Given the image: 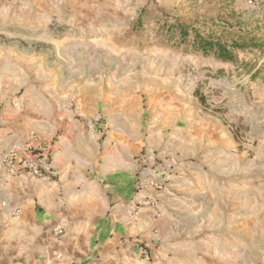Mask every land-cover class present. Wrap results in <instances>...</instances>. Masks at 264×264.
I'll use <instances>...</instances> for the list:
<instances>
[{
	"label": "rangeland",
	"instance_id": "1",
	"mask_svg": "<svg viewBox=\"0 0 264 264\" xmlns=\"http://www.w3.org/2000/svg\"><path fill=\"white\" fill-rule=\"evenodd\" d=\"M133 6L137 15L128 24V35L110 38L117 45L112 53L92 37H64L61 26L53 34L41 27H21L13 36L0 30V141L8 133H20L23 121L27 127L49 96L60 99L63 111L72 109L67 101L79 98L89 107L95 101V116L102 117L100 122H85L97 126L87 171L93 177L105 157L108 165L113 162L120 182L129 184L133 177L138 191L148 178L164 173L168 180L159 193L164 194L180 167L215 157L235 163L232 178L252 181L253 166L264 155V66L251 80L231 65L201 59L177 48L175 41L165 43L160 35L176 17L177 23L204 37H262L264 0H203L192 5L181 0L152 19L144 15L141 0H134ZM21 101L24 110L16 112ZM40 119L29 127H45ZM12 129L15 133H7ZM237 162L243 165L240 169ZM252 194L248 187L243 229L238 232L232 203L219 206L210 221L207 205L196 208L187 215L196 218L191 225L195 236L166 238L159 264H264V212L254 213ZM155 214L161 217V212ZM151 260L150 255L143 263Z\"/></svg>",
	"mask_w": 264,
	"mask_h": 264
},
{
	"label": "crops",
	"instance_id": "2",
	"mask_svg": "<svg viewBox=\"0 0 264 264\" xmlns=\"http://www.w3.org/2000/svg\"><path fill=\"white\" fill-rule=\"evenodd\" d=\"M202 1L189 0V4ZM141 3L146 6V18L152 19L168 13L181 0ZM133 5L134 0H0V30L13 36L11 32L21 27H41L53 34L61 26L64 37L89 36L112 53L117 45L110 38L128 35V24L137 15ZM193 13L199 15L196 7ZM176 21L175 17L172 24ZM160 37L163 40L166 35ZM48 98L49 103H40L37 117L29 119L27 127L23 121L20 133L8 136L15 129L7 130L0 141V264H159L166 238L195 236L191 225L196 218L187 215L195 213L196 208L207 205L210 221L219 206L232 203L238 213L239 232L245 227L249 187L253 189L254 213L264 212V155L254 164L253 180L249 182L231 177L235 163L212 157L198 166L189 162L176 170L164 194L144 187L138 191L133 177L129 184L120 182L116 167L113 169L112 161L108 165L105 157L99 163L97 177L87 172L97 145V126L88 127L85 122L97 116L96 102L93 107L82 103L77 110L63 111L60 99L54 95ZM21 110L23 101L15 111ZM37 118L46 126L30 128ZM46 140L53 141L50 162L54 177L38 178L29 172L17 177L6 174L7 153L17 150L21 155L27 145L33 147ZM236 166L240 169L243 165L237 162ZM136 205L142 213L140 218L130 214ZM11 210L19 213L10 215ZM56 226L63 227V235L52 233ZM141 251H147L152 260L143 263Z\"/></svg>",
	"mask_w": 264,
	"mask_h": 264
},
{
	"label": "trees",
	"instance_id": "3",
	"mask_svg": "<svg viewBox=\"0 0 264 264\" xmlns=\"http://www.w3.org/2000/svg\"><path fill=\"white\" fill-rule=\"evenodd\" d=\"M164 34L166 43L175 41L177 48L189 49L201 59L231 65L238 73L251 80L260 75L264 66V36L258 37L250 33L239 38L204 37L197 31L192 33L190 27L179 22L167 26Z\"/></svg>",
	"mask_w": 264,
	"mask_h": 264
},
{
	"label": "built area",
	"instance_id": "4",
	"mask_svg": "<svg viewBox=\"0 0 264 264\" xmlns=\"http://www.w3.org/2000/svg\"><path fill=\"white\" fill-rule=\"evenodd\" d=\"M81 100L73 99L70 102V107L72 109H79L81 107ZM102 117L97 115L93 120L94 122H100ZM90 127V126H88ZM53 146L52 140H46L37 143L33 147L27 145L25 149H23V153L20 155L17 150H12L7 153L4 157V169L6 174L9 177H17L21 172H29L35 177H54L55 170L53 165L50 162V154ZM168 178L164 173H160L158 175H154L151 178H148L146 184H142V188H151L157 193H162L165 191L166 184ZM19 213L18 210H11L10 215L16 216ZM131 216L133 218H140L141 211L139 210V206L136 205L131 210ZM63 227L56 226L52 228V233L55 236L63 235ZM142 262H147L150 260V254L147 251H141L139 256Z\"/></svg>",
	"mask_w": 264,
	"mask_h": 264
}]
</instances>
